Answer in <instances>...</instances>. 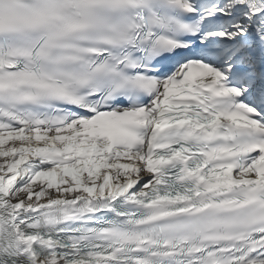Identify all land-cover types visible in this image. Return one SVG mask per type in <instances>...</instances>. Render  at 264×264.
<instances>
[{
	"label": "snow or ice",
	"instance_id": "obj_1",
	"mask_svg": "<svg viewBox=\"0 0 264 264\" xmlns=\"http://www.w3.org/2000/svg\"><path fill=\"white\" fill-rule=\"evenodd\" d=\"M0 264H264V0H0Z\"/></svg>",
	"mask_w": 264,
	"mask_h": 264
}]
</instances>
